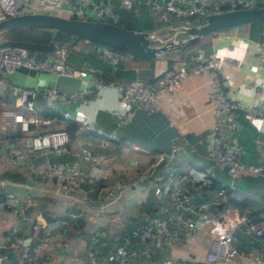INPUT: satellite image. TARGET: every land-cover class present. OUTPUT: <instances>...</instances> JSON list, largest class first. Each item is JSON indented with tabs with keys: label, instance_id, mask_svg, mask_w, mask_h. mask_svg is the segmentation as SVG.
<instances>
[{
	"label": "crops",
	"instance_id": "0c3cea01",
	"mask_svg": "<svg viewBox=\"0 0 264 264\" xmlns=\"http://www.w3.org/2000/svg\"><path fill=\"white\" fill-rule=\"evenodd\" d=\"M258 1L264 4V0ZM111 2L117 23L162 38L184 37L186 33L179 28L202 19L191 16L165 21L163 11L151 7L148 0H132L130 6L123 4V0ZM224 7L229 8L227 3ZM262 41L264 21H250L207 33L194 44L172 54L168 51L155 58H143L127 53L115 66L94 53L98 43L85 40L73 48L84 55L82 67L89 69L86 77L18 67L9 75L10 82L57 86L66 92L92 85L94 77H115L121 81L140 77L149 88H155L154 78L163 68L176 58H188L182 80L174 87L158 92L160 106L154 110L124 104L116 87L100 88L98 94L76 102L54 100L56 108L51 107L52 111L81 108L98 126L106 131L115 130L118 138L110 143H104L101 135L79 127L69 131L70 140L62 152L40 154L34 151L16 162L9 160L4 152L0 154V257L4 258H0V264L22 263L20 248L12 244L20 234L30 235L27 240L31 243L39 236H48L49 244L42 250L48 264H94L91 252L96 257L106 255L108 264H173L175 260L186 264H218L207 259L212 245L208 233L210 220L200 219L191 203L177 205L170 195L162 192L166 173L161 161L152 168L146 181L120 190L106 202L104 210L99 208L101 187L131 178L137 171L147 168L158 153L171 147L174 141L181 146L173 160L177 174L187 175L188 179H182L187 183L191 179L203 182L197 189V201H207L209 217L226 211L240 218L232 241L237 254L225 264H264V241L248 226L249 220L260 219L264 212V175L240 173L232 178L225 167H219L216 180L225 189L219 192L223 187H210L212 177L204 166L210 160L212 130L216 122L223 119L224 112L216 109L209 96L211 73H187L196 63L191 57L194 53L217 51L221 56L230 55L236 62L222 63L230 81V95L244 104H258L264 101V63L258 56ZM155 43L160 41L155 40ZM66 47L63 45L55 53L60 54ZM35 103L36 114L46 116L41 114L46 103L40 95L35 97ZM4 108H14L24 114L30 111L16 103L9 88L0 92V146L8 147L21 143L24 135L23 130L6 127ZM114 108L122 112L130 110L132 118L126 123L120 122L113 113ZM237 122L236 127H224L228 142L242 148L240 158L245 163H263L264 114L256 116L240 111ZM64 126L63 119L55 118L41 124L40 129ZM82 147H89L98 155V161L83 158ZM53 161L67 165L77 163L94 180L84 183L81 190L65 187L57 190L52 179L42 176L43 167ZM7 191L34 198L35 202L29 205L22 199L11 207L5 201ZM144 211L169 217L170 227L177 229L180 237L168 242L160 237L142 240L130 235L132 228L143 221ZM182 217L196 219L197 225L188 228L180 220ZM35 222L40 223L36 233L33 231ZM123 242L126 250L118 258L116 249ZM149 250L152 255H147Z\"/></svg>",
	"mask_w": 264,
	"mask_h": 264
},
{
	"label": "built area",
	"instance_id": "2783aa9c",
	"mask_svg": "<svg viewBox=\"0 0 264 264\" xmlns=\"http://www.w3.org/2000/svg\"><path fill=\"white\" fill-rule=\"evenodd\" d=\"M148 3L151 7L163 11L165 21H170L172 18H189L191 16L204 18L209 13L225 10V3L229 6L227 9L261 5L258 0H148ZM123 4L130 6L132 0H123ZM37 12L117 22V14L113 9L111 0H0V20L11 15ZM65 53L66 50L64 49L61 50L60 54L54 53L38 56L25 46H0V92L9 88L11 93L16 97V103L30 111L29 114H24L14 108H4L2 112L6 117V127H14L27 131L30 123L41 125L50 123L55 118H72L80 124V127L84 131L101 135L104 138V143H110L112 140L118 138L116 131H106L104 128L98 126L85 110L81 108H77L74 111L60 109L55 116L37 115L35 97L40 95L47 106L56 108L55 99L62 102H76L88 95L98 94V89L100 88L116 87L121 94L124 104H137L148 110H154L160 106L158 92L172 88L179 83L182 80L184 67L188 62L187 57H180L163 68L154 78L155 88H149L140 77L126 81L118 80L115 77L109 79L94 77L92 78V85L70 92L63 91L57 86H27L10 82L9 75L14 73L20 66L40 72L50 71L68 76H88L89 69L75 66L68 62L65 58ZM94 53L113 66L117 65L127 54L122 49L104 43H98L94 48ZM258 56L260 61L264 63V41L260 44ZM191 57L196 63L187 70V73H211L209 96L216 109L224 112L223 119L216 122L211 133L210 160L204 166L207 174L212 178H217L218 168L225 167L232 178L240 173L264 175V162L245 163L242 161L240 158L242 148L237 144H230L224 132L225 126H237V114L240 111L262 116L264 114V101L258 104H244L230 95V81L222 63H234L236 62L234 57L230 55L221 56L217 51L209 54L199 51L192 54ZM113 113L122 123H126L132 118L130 110L122 112L119 108H114ZM69 140L70 133L66 128H56L47 131L39 130L33 135L23 136L21 143L8 147L0 146V154L4 152L9 157V160L16 162L34 151L40 154H48L51 151L62 152L66 150ZM191 148H194L193 145H191ZM180 151V144L174 141L171 147L161 150L147 168L137 171L131 178H122L113 184L101 187L98 198L99 208L104 210L106 202L113 198L120 190L130 186H137L140 182L146 181L150 176L152 168L157 162L161 161L166 173L165 180L161 185L162 192L170 195L177 205L191 203L195 207L200 219L210 220L208 233L212 245L207 253V259L212 262L223 261L228 263L237 254L232 241L234 231L240 223V218L226 211L214 217H209L206 211L207 201L203 199L197 201V189L203 185V182L195 179H191L190 183H187L185 180L183 181L182 179L184 178L188 179L187 175H178L173 165V160ZM80 154L83 158L92 162H97L99 159L98 155L89 147H82ZM42 176L52 179L57 190L62 187L70 190H81L84 187V183L93 182L94 180L92 177L86 175L77 163L67 165L59 161L49 162V164L44 166ZM225 184L228 183L225 182ZM230 185L232 186V183ZM224 189V187L221 188L219 192H223ZM22 199L29 205L35 202L34 198H24L14 191H7L5 193L6 204L11 207H15ZM194 201H197V203H194ZM180 220L188 228H194L197 225L196 219L182 217ZM169 223L170 218L167 216L151 215L149 212L144 211L143 221L132 228L130 235L142 240L160 237L165 241L171 242L174 239H178L180 233L177 229L171 228ZM248 226L251 231L264 241V212L260 219L249 220ZM39 227V222L33 223L34 233L39 230ZM103 231L105 232V230H101V232ZM28 237L30 238L31 236L17 235L12 244L15 248L22 250L23 260L32 261L34 264H43L37 256L40 255V252L42 253L44 247L48 246V236L37 237V241L33 246H31V241L27 240ZM116 250V257L121 258V255L126 250V243H120ZM146 253L147 255H152L151 250ZM91 260L94 264H108L106 255L96 257L91 252ZM173 264L186 263L181 260H175Z\"/></svg>",
	"mask_w": 264,
	"mask_h": 264
},
{
	"label": "water",
	"instance_id": "95a60500",
	"mask_svg": "<svg viewBox=\"0 0 264 264\" xmlns=\"http://www.w3.org/2000/svg\"><path fill=\"white\" fill-rule=\"evenodd\" d=\"M263 20L264 4L256 7L225 9L207 14L200 22L181 26L179 30L186 33L184 37L162 38L149 31L132 29L117 22L83 19L46 12L23 13L1 19L0 30H12L23 24H31L52 27L54 29L53 37L47 42L5 38L0 40V46H25L29 49L57 51L64 43H69L71 46L66 47V60L82 67L84 55L73 48V45L82 38L108 44L143 58H155L163 52L185 49L203 35L220 28ZM155 40H159L160 43H155ZM217 263L225 264L223 261Z\"/></svg>",
	"mask_w": 264,
	"mask_h": 264
},
{
	"label": "trees",
	"instance_id": "16d2710c",
	"mask_svg": "<svg viewBox=\"0 0 264 264\" xmlns=\"http://www.w3.org/2000/svg\"><path fill=\"white\" fill-rule=\"evenodd\" d=\"M224 8L227 9L226 7H224ZM53 31H54V29L52 27H41V26H34L31 24H23V25L19 26L18 28H15L12 30L1 29L0 30V40L5 39V38H12V39L32 40V41H38V42H47L53 37ZM78 42L75 44L77 45ZM96 43H98V42H96ZM30 50H31V52L37 54L38 56H43L45 54H54L56 52V51H45V50H39V49H30ZM175 51H182V50L181 49H179V50L175 49V50H171L170 53L172 54ZM99 58H101V57H99ZM105 79H109V77H107ZM57 113L58 112L52 111L51 107H49L47 105H46L44 111L41 112L42 115H46V116H55V115H57ZM63 121H65V126L61 127V128H66L70 132L74 131L76 128L80 127V124L72 118L63 119ZM40 126L41 125H36L35 123H30L29 129L27 131H23L22 135H24V136L25 135H33L34 133L38 132L39 130L47 131V130H51V129H56L55 127H46V129H40ZM210 181H211L210 187H217V188L225 187L224 185H222L220 183V181H217L216 178H212V179H210ZM40 234L43 235V232H41ZM35 242H32L31 246H33ZM20 251L22 252L21 249H20ZM37 257L43 264H48V261H47L48 259L46 258V253L44 251H43V253H41ZM21 264H34V262L24 259Z\"/></svg>",
	"mask_w": 264,
	"mask_h": 264
},
{
	"label": "rangeland",
	"instance_id": "374dc122",
	"mask_svg": "<svg viewBox=\"0 0 264 264\" xmlns=\"http://www.w3.org/2000/svg\"><path fill=\"white\" fill-rule=\"evenodd\" d=\"M63 14H64V13H63ZM83 41H85V39H83V38L80 39L79 42H78V44H79V43L81 44ZM92 42L96 43L95 41H92ZM75 45H76V44H75ZM64 46L69 47V46H71V44H69V43H64ZM73 46H74V45H73Z\"/></svg>",
	"mask_w": 264,
	"mask_h": 264
}]
</instances>
